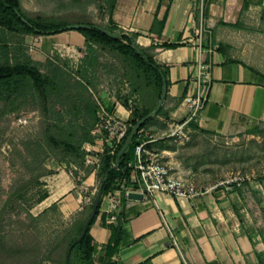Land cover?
Wrapping results in <instances>:
<instances>
[{
	"label": "crops",
	"instance_id": "obj_1",
	"mask_svg": "<svg viewBox=\"0 0 264 264\" xmlns=\"http://www.w3.org/2000/svg\"><path fill=\"white\" fill-rule=\"evenodd\" d=\"M109 19L108 15L107 25ZM112 20L124 34L137 35L141 48H156L151 52L154 60L169 70L164 102L168 116L147 126L157 142L164 140L168 124L185 122L191 116L183 101L202 72L201 63L210 66L212 80L207 104L197 120L201 130L215 138L234 139L264 125V80L244 67L264 75V58L259 56L264 53V0H117ZM201 28L203 33L217 29L216 41L227 46L226 52L200 49ZM224 38L246 45L232 52ZM165 43L180 47L161 49ZM11 47L17 48L18 58L38 67L65 50L84 56L88 49L85 37L76 30L17 35ZM106 105L127 118L123 105L114 107L112 101ZM72 167L77 166L55 159L44 164L47 173L35 187L41 196L31 201L34 218L41 219L56 207L63 231L82 216L80 184L91 192L101 185L100 169L78 167L81 181L77 184L69 175ZM114 187L103 197L91 228L92 264H264V241L242 222L244 197L237 188L191 200L159 194L134 201L122 182Z\"/></svg>",
	"mask_w": 264,
	"mask_h": 264
},
{
	"label": "rangeland",
	"instance_id": "obj_2",
	"mask_svg": "<svg viewBox=\"0 0 264 264\" xmlns=\"http://www.w3.org/2000/svg\"><path fill=\"white\" fill-rule=\"evenodd\" d=\"M99 2L21 0V5L25 15L32 19L41 17L71 26L93 24L105 28L108 26V11L100 10ZM6 34L11 44L17 38L16 34ZM225 39L232 52L242 51L246 45ZM15 48H11V57L19 63L21 58L17 57ZM97 52L98 66H93V70L87 68L88 62L85 63L87 53L84 56L72 55L67 50L60 53L61 56L48 58L47 64L39 68L45 76H53L56 70L61 69L77 80L87 78L86 83L93 98L104 105L111 101L121 102L125 108L131 107L139 114L155 106L158 89L128 56L112 48L97 47ZM2 56L0 53V59ZM259 56L263 59L264 53ZM56 99L53 97L49 104L46 103L31 86L24 97L19 99L13 96L0 103V264H62L67 243L60 236L64 231L58 212L51 211L39 222L31 218V201L41 196L34 187L35 179L42 173V166L55 159L44 156L41 147L47 148L48 130L57 138L60 136L58 129L50 127L49 122V116L55 109L52 102H57ZM22 116L29 117L28 125H18L17 120ZM257 130L258 134H245L234 139L198 133L185 143L173 138L158 142L163 143L164 150H168L169 160L178 166L180 174H186L198 185L211 186L232 171L248 175L250 182L237 188L244 197L245 212L241 220L264 241V125ZM36 142L39 145L36 146ZM34 149L35 153L41 154L38 159L31 156ZM60 154H55V160H63L68 165Z\"/></svg>",
	"mask_w": 264,
	"mask_h": 264
},
{
	"label": "trees",
	"instance_id": "obj_3",
	"mask_svg": "<svg viewBox=\"0 0 264 264\" xmlns=\"http://www.w3.org/2000/svg\"><path fill=\"white\" fill-rule=\"evenodd\" d=\"M101 1L104 3H101ZM116 3L117 0H100L98 4L100 10L108 11L110 19L107 27L103 28L93 24H77L83 26L78 32L85 37L87 42L88 52L85 57V63L88 62L87 68L93 70V66H98L99 56L97 47H100L101 49L112 48L113 50L128 56L133 65H135L141 73L153 82V86L158 89V94L157 103L152 109L139 114L132 108L133 113L129 119L130 127L127 136L114 154H111V152L106 149L105 153L102 155L101 168L99 170L100 184L108 177L103 188L102 199L113 191L117 181H126V184H129L130 170L127 168V164L134 158L135 149L139 144V134L137 133L135 135L125 155L120 160H118V154L132 128L141 119L156 110L162 95L163 77L167 80V85H170L168 81V68L158 65L154 60V56L151 54L156 48H141L136 44L137 35L128 36L114 25L112 17ZM206 14L207 13L205 12V15ZM67 26H71V24H64L62 22L50 20L47 21L41 17H36L35 19L27 17L22 8L21 0H0V32L3 33H0V53L3 55L0 59V103L6 102L13 96L19 99L24 97L31 86L37 90L39 97L43 101H47L46 103L48 104L50 103L48 101H51L53 97L57 98V102H52L54 103L55 109L49 116V122L51 124L50 127L52 126L58 129L60 136L57 138L49 130L47 131V148L44 146L41 147L44 151L43 155L48 158L53 157L57 159L55 154L61 152L60 155H63L64 160L69 166L74 164L81 168L83 167L85 160V154L82 147L86 143H93L95 141V137L92 134L99 121V106L88 89L86 83V80L88 79L84 77V79L77 80L73 75L71 76L67 71L61 69L56 70L53 73V76H45L40 71V68L34 65L29 59L19 60L18 63V61L15 60L16 58L12 59L11 57V43L8 42L6 38V33L20 36L30 34H58L66 31ZM163 27L164 25L162 24V28ZM231 27L237 28V26ZM102 30L118 35L119 39L108 37L102 32ZM216 31L217 29L214 28L213 30L210 29L208 33H203L204 38L202 41V47L203 49H212L216 52L225 53L227 46L216 41ZM178 47H180V44L165 43L161 46V49L170 50L177 49ZM136 48H139L142 51V55L137 53ZM13 61H16L17 63L12 64ZM234 62L236 63L235 60H230V63ZM244 67L264 80V75L255 69L246 65H244ZM62 99L65 101H61ZM167 116L163 105L156 116L148 119L140 130H147V126L150 122L159 117ZM190 127L194 131L192 137L198 133L214 137L212 134L201 130L197 122H192ZM258 128L248 131L246 134H258ZM159 142L151 144L150 147L158 149L160 147L161 149L159 150H164L162 146L163 143ZM37 145L39 144L36 142V146ZM31 156H33V159H38L41 154L37 151L35 153L34 149ZM59 162L64 163L63 160H59ZM119 162V169L114 170L113 167ZM42 170V173L35 179L36 186L40 185V178L47 173L43 166ZM92 206L93 204L85 207L82 216L78 218L71 227L66 228L64 234L61 233L60 236L62 240L67 243L62 264H66L69 248L79 238L84 223L91 214ZM100 208L101 204L84 239L72 249L70 253V264H92L94 240L91 235V228L97 219ZM51 210L57 209L56 207H53ZM31 218L34 222L40 221V218H34L33 216H31Z\"/></svg>",
	"mask_w": 264,
	"mask_h": 264
},
{
	"label": "built area",
	"instance_id": "obj_4",
	"mask_svg": "<svg viewBox=\"0 0 264 264\" xmlns=\"http://www.w3.org/2000/svg\"><path fill=\"white\" fill-rule=\"evenodd\" d=\"M204 29L200 30L199 48L202 49V34ZM210 66L201 63L202 72L196 82L192 92L184 99L191 110V116L185 122H172L168 124L169 131L164 139L173 138L176 141L185 143L191 140L193 129L190 127L192 122H197L200 113L204 110L211 89ZM99 106V121L96 124L93 135L95 141L86 143L83 146L85 154L84 168H93L98 171L101 168L102 155L108 149L114 154L125 139L129 131V119L132 116L133 109L126 108L127 118H121L116 111H110L102 102H97ZM114 107L121 106V102H113ZM19 126L29 124V117L22 116L17 120ZM139 144L135 149L134 162L127 164L130 170L129 184L123 181V187L126 194L136 193L143 195L144 198H155L159 194H165L175 199H195L206 194L220 190L231 191L240 188L250 182V177L242 172H229L222 180L217 181L211 186H201L191 179L180 174L178 166L171 162L168 152L150 147L157 142L146 129L138 132ZM69 175L72 180L79 184L81 181L80 169L72 167L69 169ZM83 193V208L90 206L94 202L97 190L91 192L85 184H80ZM176 244V242H175Z\"/></svg>",
	"mask_w": 264,
	"mask_h": 264
},
{
	"label": "water",
	"instance_id": "obj_5",
	"mask_svg": "<svg viewBox=\"0 0 264 264\" xmlns=\"http://www.w3.org/2000/svg\"><path fill=\"white\" fill-rule=\"evenodd\" d=\"M83 26H80V25H73V26H68L66 28V31H73V30H80ZM103 33H105L108 37L112 38V39H119V36L116 35V34H113V33H110V32H107L105 30H102ZM136 51L139 55H142V51L139 49V48H136ZM167 94H168V85H167V80L165 79V77H163V86H162V95H161V98L159 100V103H158V106L156 108L155 111H153L151 114H149L148 116L144 117L143 119H141L131 130L129 136L127 137L120 153L118 154V160H120L126 153L129 145L131 144L132 140L134 139L135 135L139 132V130L141 129V127L145 124V122L156 116V114L158 113V111L163 107L164 105V102L166 100V97H167ZM119 164L120 162L113 167L114 170H118L119 169ZM108 180V177L101 183L100 187H99V190L97 192V195L94 199V202H93V206H92V210H91V214L90 216L86 219L85 223H84V226L82 228V232L79 236V238L70 246L69 248V254L66 258V264H70V253L72 251V249L77 245L79 244L83 239L84 237L86 236L94 218L96 217L97 215V212H98V208L101 204V200H102V195H103V188H104V185L105 183L107 182ZM128 198L130 200H134V201H138V200H143L144 199V196L143 195H140V194H136V193H130L128 195Z\"/></svg>",
	"mask_w": 264,
	"mask_h": 264
}]
</instances>
